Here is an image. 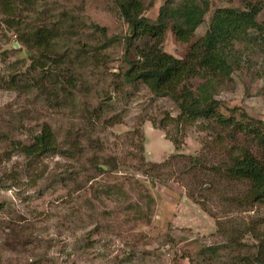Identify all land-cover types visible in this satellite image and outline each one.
<instances>
[{
    "label": "rangeland",
    "instance_id": "374dc122",
    "mask_svg": "<svg viewBox=\"0 0 264 264\" xmlns=\"http://www.w3.org/2000/svg\"><path fill=\"white\" fill-rule=\"evenodd\" d=\"M207 1L190 39L167 28L161 48L179 59L215 9L262 3V30L234 43L237 64L214 97L264 121V0ZM161 2L144 15L154 18ZM15 6L23 20L8 27ZM42 24L57 33L51 70L31 66L47 61L17 40ZM125 35L112 0L0 3V264H252L264 203L241 206L246 186L209 169L235 155L239 139L205 120L177 121L169 97L124 81ZM42 124L54 150L24 154ZM247 142L261 151L253 137Z\"/></svg>",
    "mask_w": 264,
    "mask_h": 264
},
{
    "label": "trees",
    "instance_id": "16d2710c",
    "mask_svg": "<svg viewBox=\"0 0 264 264\" xmlns=\"http://www.w3.org/2000/svg\"><path fill=\"white\" fill-rule=\"evenodd\" d=\"M18 1L24 0H0V3L10 5ZM112 1L127 26L125 46L131 57L122 74L124 81L142 83L154 95L169 97L178 108L177 121L205 120L214 130L225 129V135L232 140L234 134L241 144L236 146V154H222L209 169L218 180H230L246 186L238 200L233 198L241 206L264 203V121L254 119L242 108L229 107L214 97L215 88L229 78L235 68L234 62L237 64V60L230 55L234 43L245 42L255 29L262 30L256 21L262 3L245 1L243 8L215 9L204 34L190 43L186 53L178 59L161 48L165 31L169 28L175 39L187 42L203 20L208 9L207 0H161L152 19L146 17L144 11L153 0ZM21 16L15 6L14 14L6 17L4 22L8 27L20 25ZM56 35L55 29L44 24L17 35L21 44L35 50L47 61L46 66L34 58L31 66L36 65L38 70L50 67L51 70L49 47ZM194 78L198 81L192 87ZM249 137H253L258 145L260 143L261 151H253L247 146ZM55 146L50 127L42 124L33 141L21 146V149L29 156L52 151ZM188 160L187 165L195 167L199 158L192 155L188 156ZM244 232L252 233L253 230L246 227ZM259 233L253 235L258 244L252 264H264V231Z\"/></svg>",
    "mask_w": 264,
    "mask_h": 264
}]
</instances>
